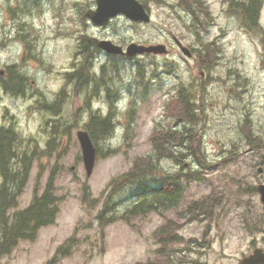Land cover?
I'll list each match as a JSON object with an SVG mask.
<instances>
[{"label": "rangeland", "instance_id": "obj_1", "mask_svg": "<svg viewBox=\"0 0 264 264\" xmlns=\"http://www.w3.org/2000/svg\"><path fill=\"white\" fill-rule=\"evenodd\" d=\"M33 2L28 11H20L16 0H0V71L16 65L25 78L26 89L24 97L0 91V124L8 122L26 140L22 149L33 151L27 153L33 160L18 209L27 207L35 192L40 195L52 177L59 211L52 225L41 228L33 241L19 242L0 264H136L159 259L152 234L165 222L160 215L135 217L129 224L118 220L103 230L96 215L113 191L106 189L107 183L126 172L136 157L150 152L149 137L155 126L170 123L164 115L166 102L176 97L181 85L192 92L190 99L199 107L197 134L208 166L203 168V164L187 160L185 171H199L194 177L197 179L189 182L177 210L166 214L177 222V234L183 239L174 244L180 250L175 256L184 255L181 264H237L251 252L252 244L264 242V207L256 192L246 193L264 183L263 175L257 173L263 153L260 143L264 140V57L258 36L242 29L234 13L222 5L224 0L193 1L201 4L206 21L204 27H197V34L193 28L196 19L191 13L192 24L178 0H150L149 24H136L118 15L103 28L85 16L86 10L94 7V0ZM259 25L264 27V7ZM172 36L196 48L198 57L191 60L182 56ZM91 39L114 40L124 46L166 44L173 49L167 57L132 62L118 59L123 62L118 64L114 88L119 91L124 83H131L134 92L132 96L123 94L117 108L71 105L62 110L67 117L59 119L56 126L49 125L48 119L56 113H48L38 100L52 101L64 87L65 74L84 57L91 60ZM202 44L217 53L205 72ZM98 50L94 54L96 70L106 62ZM166 64L171 67L166 69ZM138 68L148 80L140 85L144 89L135 82ZM131 98L135 102L128 108L127 100ZM110 111L115 118L113 136L94 146L100 151L116 152L107 157L96 155L93 171L87 177L76 131L85 129L91 116H105ZM67 120L70 127L65 128ZM246 121L252 139L260 142L250 145L243 137L240 127ZM50 136L60 140L49 149ZM162 166L169 174L178 169L168 161ZM208 194L215 197L211 217L189 221L178 217L186 200H199ZM127 196L126 189L117 191L110 200L116 204V212L108 214L125 211L130 203ZM60 247L66 253L54 258ZM186 248L197 251H184Z\"/></svg>", "mask_w": 264, "mask_h": 264}, {"label": "trees", "instance_id": "obj_2", "mask_svg": "<svg viewBox=\"0 0 264 264\" xmlns=\"http://www.w3.org/2000/svg\"><path fill=\"white\" fill-rule=\"evenodd\" d=\"M33 1L29 5L26 4V9L27 6L33 4ZM193 1L196 0H178V6L192 13L197 21V26H193L197 34L199 32L197 27H204L206 21L201 4L193 3ZM227 9L238 18L242 29L258 34L260 31V9L258 7L245 9L242 6V10L230 7ZM202 46H204L205 56L201 63L202 70L205 72L209 65L214 63L217 53L215 55V51L209 45L202 44ZM84 62V69L89 68L91 60L85 59ZM167 67H171V65L166 64L165 68L167 69ZM113 68H116L115 64ZM102 69L105 71L104 67ZM7 70L8 76L5 79L0 77L1 88L12 96L23 94L25 78L18 72L16 65L7 68ZM140 70V68L137 69V78L142 81L143 72ZM154 72H156L155 69ZM152 74L156 77L153 71ZM187 90L186 86L181 85L176 97H171L172 99L166 102L164 115L170 120V123L167 126L154 127L149 137L150 152L136 157L126 172L107 183L106 189L112 188L113 191L109 193L103 207L96 215L102 230L112 222L123 220L129 224L131 219L145 217L147 214H157L165 219L164 224L152 234L154 242L158 244L155 253L160 258L148 259L136 264H181L185 258L184 255L175 256V253L180 250L174 244L183 242V239L177 234V222L168 219L166 214L169 211L177 210L185 198L189 182L197 179L194 177L199 171L195 173L189 168L185 171L184 166L187 160L189 159L191 163L197 165L203 164V168L207 165L206 157L202 153L201 140L197 134V126L200 123L197 114L199 107L194 100L190 99L192 92L189 93ZM43 108L53 114L57 110L50 104L43 105ZM111 114L110 111L105 116H91L87 125H84L96 145L98 141L103 143L113 136L115 124ZM62 126L64 128L63 124ZM240 130L250 145L261 141L252 139L247 121L240 127ZM54 137H49L47 143L49 149L56 146L60 140V138L55 139ZM25 144H27L26 140L24 141L12 127L0 128V260L9 255L19 242L33 241L41 228L55 222L59 211V198L54 194L52 177L48 179L40 195L35 192L28 206L18 209V200L26 187L33 160L31 156L27 155L33 151L28 148L22 149ZM115 152L103 151V149L100 151L96 148V155L101 157H107L109 153L115 154ZM163 161L176 165L177 171L174 174H169L162 166ZM121 189L128 191L129 205L122 213L108 214L116 212V204L110 200ZM254 192H256L254 187L246 191L249 195ZM184 203L186 207L177 213L178 217H183L186 221L200 219L201 216L209 218L212 215L215 197L208 194L202 199L188 202L186 200ZM184 251L196 253L197 250L186 248ZM65 253L66 250L60 247L54 258L58 254L64 255Z\"/></svg>", "mask_w": 264, "mask_h": 264}, {"label": "flooded vegetation", "instance_id": "obj_3", "mask_svg": "<svg viewBox=\"0 0 264 264\" xmlns=\"http://www.w3.org/2000/svg\"><path fill=\"white\" fill-rule=\"evenodd\" d=\"M138 1L144 8V10L150 15L149 13V9H148V5L150 0H136ZM9 2L11 3L12 0H9ZM17 4L19 5V10H24L25 11V7L26 4H30L32 2V0H16ZM34 4V2H33ZM168 5H171L170 7H172V3H168ZM222 5H226V7H230L231 9H241L242 10V6L245 9H251V8H259L260 12L264 7V0H224V2H222ZM95 7V0H94V5ZM94 7H90L89 9H93ZM175 7V6H174ZM86 10V11H87ZM187 13L190 15L191 17V23L193 24V17L191 16L190 11H187ZM151 17V16H150ZM181 17V16H179ZM109 23V22H108ZM135 23V22H133ZM139 24V23H136ZM140 24H144V23H140ZM149 24V23H148ZM103 28V26H98ZM106 27V26H104ZM260 27V26H259ZM85 35V34H84ZM86 41H89L90 36H86L85 37ZM172 41L177 48V42L182 46L185 47L191 54V58L192 60L196 59L197 53H196V48H192L190 45H185L182 40H180L179 38H176L174 36L171 37ZM258 39L260 41V46H261V55L264 57V27L261 26L260 27V31L258 32ZM92 40V44L94 47L93 51H91V63H90V67L89 68H85L83 67L84 65V58L82 59V61L77 64L74 65L72 69H70V71H68L65 74V81H64V87L59 89V91H57L55 98L52 101H40L38 100V104L46 105V104H50L52 106H54L55 108H58L60 110H58V112H56L55 115H53L54 117L49 118V125H54L56 126L58 124L59 119H63L67 116L62 115V110L64 107H71L72 106H78V107H90L93 105H101V104H105L108 107H113L115 105V103L119 102L120 100H122V96L123 94H129L132 96V92H134V86L133 84L129 83V84H125L124 89H120L118 91L117 88H114V83H115V79L119 76V62H123L125 60H135V59H141V58H145V57H160V56H164L167 57L170 55L173 47H167L166 44H163L166 48V54L165 55H154V54H143V55H137L134 56L132 58H127L125 55L120 54H110V53H106L103 50L100 51L101 56L104 55L106 58V62L104 63V65L101 66L96 70L95 66H94V54L96 52H99L98 47H97V40L96 39H91ZM101 40H108L110 42H112L113 44H115L116 46H119L121 48H123V50L131 43H129L128 45L121 44L119 45L118 42L114 41V40H109V39H101ZM157 44V43H155ZM144 46H148V45H144ZM179 51V50H178ZM86 53H78L77 55H85ZM190 58V59H191ZM119 60H123V61H118ZM115 64L116 68H113V65ZM102 67L105 68V71H103ZM114 69V70H113ZM142 71V70H140ZM8 70L5 69V71H0V77L5 79L8 74H7ZM143 72V71H142ZM5 76V77H3ZM145 75L143 73L142 76V81L139 80V78H135V82L136 85L138 86V88L140 87V85H144V82H148V80H146ZM121 82H124L123 79H119ZM142 88V87H140ZM144 89V88H142ZM26 90V89H25ZM25 90L24 93L18 95L17 97H24L25 96ZM0 91L3 92V89L0 86ZM133 98V97H132ZM131 98L130 101L127 100V106L131 107L132 103H134L135 101ZM88 123V122H87ZM9 127V123L6 122L5 124L1 125L0 124V128H8ZM60 127V126H59ZM70 127L68 124V120L66 121V127L68 128ZM52 129V128H51ZM262 149H263V153H262V157H260L258 164L259 167L258 169H261V172H258L257 169V173L258 174H262L264 177V140L260 143ZM260 185H264V183L260 184ZM260 199V198H259ZM263 206V205H262ZM253 248L251 249V252L248 253L247 255L251 254L253 250L255 249H261L264 252V242L263 241H259L257 243L252 244Z\"/></svg>", "mask_w": 264, "mask_h": 264}, {"label": "water", "instance_id": "obj_4", "mask_svg": "<svg viewBox=\"0 0 264 264\" xmlns=\"http://www.w3.org/2000/svg\"><path fill=\"white\" fill-rule=\"evenodd\" d=\"M95 5V9L86 11V17L97 26L106 25L109 20L119 14L124 15L133 22L147 24L150 21L149 15L136 0H95ZM177 45L184 56L187 58L191 57L190 52L185 47H182L178 42ZM97 46L106 53L125 54L127 57H133L138 54L164 55L167 53L163 45L143 46L132 43L126 47L125 52L121 47L107 40L98 41ZM76 139L79 144L85 174L89 177L96 160L94 144L88 133L84 130L76 132ZM258 172L260 173L261 169H258ZM256 191L260 196V202L264 205V185H258ZM237 264H264V252L261 249H255L250 255L241 258Z\"/></svg>", "mask_w": 264, "mask_h": 264}]
</instances>
